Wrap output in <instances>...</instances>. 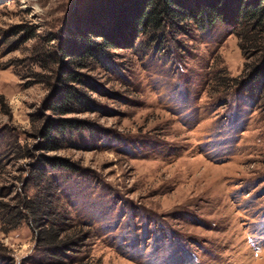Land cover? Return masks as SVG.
I'll list each match as a JSON object with an SVG mask.
<instances>
[{
    "label": "rangeland",
    "instance_id": "1",
    "mask_svg": "<svg viewBox=\"0 0 264 264\" xmlns=\"http://www.w3.org/2000/svg\"><path fill=\"white\" fill-rule=\"evenodd\" d=\"M88 3L0 0V200L40 198L38 158H59L44 166L53 208L79 239L52 256L27 221L0 213V264H264V100L261 80L228 87L250 62L232 12L88 63L74 86L87 104L56 115L67 59L51 50ZM60 118L71 126L49 152L40 132Z\"/></svg>",
    "mask_w": 264,
    "mask_h": 264
},
{
    "label": "trees",
    "instance_id": "2",
    "mask_svg": "<svg viewBox=\"0 0 264 264\" xmlns=\"http://www.w3.org/2000/svg\"><path fill=\"white\" fill-rule=\"evenodd\" d=\"M221 2L89 0L83 13L76 15L72 18L71 25H67V35L62 38V44L56 50H51L55 61L59 57L67 59V62L61 65V71L55 78L54 98L57 103L49 109L56 115H66L72 113L76 106L87 104V99L74 86L86 84L78 71L88 63L98 67L109 66L112 51L129 44L139 35L158 41L163 38L166 30L177 31L180 25L188 22L200 28L210 26L222 20L225 10L232 12V18L239 28L236 33L239 48L245 60H250L245 63L238 78L230 79L228 87L237 88L261 80L260 97L264 100V0H229L223 6L225 10ZM235 2L238 4L232 10ZM70 126L71 120L63 118L48 122L40 132L43 137L41 146L49 152L57 150L65 129ZM46 165L56 168L66 166V163L59 158L39 157L36 170L43 184L40 198L23 197L14 208L0 200V213H4L2 216L5 220L14 214L18 220L27 221L36 234L37 247L46 248L55 256L56 253H63L71 249L72 245H77L79 239L76 235L64 236L59 228V220L53 208L57 189L46 177ZM4 190L5 188H0V199L8 195Z\"/></svg>",
    "mask_w": 264,
    "mask_h": 264
}]
</instances>
